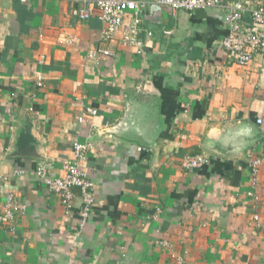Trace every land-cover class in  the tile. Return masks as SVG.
I'll return each instance as SVG.
<instances>
[{"label":"crops","instance_id":"1","mask_svg":"<svg viewBox=\"0 0 264 264\" xmlns=\"http://www.w3.org/2000/svg\"><path fill=\"white\" fill-rule=\"evenodd\" d=\"M79 6L0 0V208L9 194L25 207L13 232L0 224V264H177L172 253L182 264H264V55L235 63L221 46L222 7H139L102 43L99 12L81 21ZM133 35L140 54L122 43ZM99 46L111 55L89 60ZM88 108L96 115L79 123ZM131 115L158 151L105 133ZM75 141L92 144L82 226L79 192L68 212L33 173L42 164L61 176ZM186 155L209 162L185 170ZM252 159L263 160L255 209Z\"/></svg>","mask_w":264,"mask_h":264},{"label":"built area","instance_id":"2","mask_svg":"<svg viewBox=\"0 0 264 264\" xmlns=\"http://www.w3.org/2000/svg\"><path fill=\"white\" fill-rule=\"evenodd\" d=\"M79 7L72 11L73 16L78 20L85 21L92 17L94 11L99 12V19L104 24L101 31L100 41L108 43L120 31L124 15L128 12L138 13L139 7L147 5H157L167 7L172 11L184 10L194 12L206 9H215L222 7L225 11L224 22L227 27V34L221 42L222 48L233 55L234 61L238 66H247L253 57L257 54L264 55V0H256L254 3H244L243 0H233L223 3V0H77ZM248 15L251 26H246L243 22V16ZM136 24V22H135ZM133 33L134 29L132 30ZM135 35V34H134ZM125 36L123 44L136 47L140 54L141 42L135 36ZM66 43H73V40H66ZM111 55L109 49L101 46L93 48L87 54L89 60H96L99 56ZM40 78H37V86H41ZM86 115H96V110L86 109L85 113L80 115L77 120L83 122ZM257 123H261L260 120ZM92 149L91 143L73 142L72 157L62 161L63 174L61 176H52L48 173L44 165H38L33 173L44 185L46 190L57 195L65 209L70 212L73 207L74 190L80 195L81 208L79 211L80 225H84L89 219L93 207V182L83 167L87 159L89 150ZM138 151L145 150L139 146ZM263 160L252 159L250 161V190L246 196L255 203L259 196L256 193L258 186L259 166ZM209 162L206 155H186L181 160V167L185 170H194L201 168ZM8 177L0 176V185L7 183ZM25 207L12 195H7L4 204L0 208V224L14 231L15 223L19 216L23 215ZM254 222L258 225L259 217L254 214ZM164 249L171 251L167 242H159ZM176 259L177 264H182L180 257L171 254Z\"/></svg>","mask_w":264,"mask_h":264},{"label":"water","instance_id":"3","mask_svg":"<svg viewBox=\"0 0 264 264\" xmlns=\"http://www.w3.org/2000/svg\"><path fill=\"white\" fill-rule=\"evenodd\" d=\"M105 133L116 135L125 140L132 141L139 146L158 151V136L150 138L148 136V128L142 127L140 121L135 119L132 115L128 117L123 124L116 125L108 129ZM212 152L218 155H226V153L219 152L218 150L212 149Z\"/></svg>","mask_w":264,"mask_h":264}]
</instances>
